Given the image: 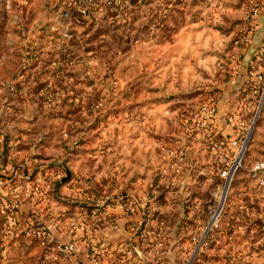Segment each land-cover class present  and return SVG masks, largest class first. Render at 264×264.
I'll list each match as a JSON object with an SVG mask.
<instances>
[{
	"label": "rangeland",
	"instance_id": "rangeland-1",
	"mask_svg": "<svg viewBox=\"0 0 264 264\" xmlns=\"http://www.w3.org/2000/svg\"><path fill=\"white\" fill-rule=\"evenodd\" d=\"M244 2L247 3L246 12L241 16L239 8ZM163 3L172 6L167 7L169 16L164 29L159 32L162 34L160 42L156 39L159 31L156 28L153 30L155 34H149L156 38L142 41H150L149 45L132 42L136 33H144L145 23L139 10L129 15V22L121 21L114 26L107 22L109 13L99 10L96 14L98 21L90 33L89 29H79L78 35L68 44L55 41L58 47L67 46L70 53L56 58L52 67L46 65L45 68V57L41 55L40 47L33 44V38L28 36L29 26L25 23L34 11L20 6L17 0L1 1L0 15L4 17L5 34L1 43L0 76L5 81L15 80L17 70L25 74L27 61L40 64L41 69L34 74L35 79L33 75L24 76L35 82L30 85L5 83L4 99L0 103L4 114L0 118V129L7 130L8 143L13 141L23 148L33 147L34 152L27 155L28 158L35 159L37 166L47 164L56 171L57 177L52 179L49 189L43 179H26L22 175L20 182H16V178L13 183H5L4 191L0 187V264H3L1 258L9 254L1 244L7 240L12 228L9 205L21 206L30 201L38 208L40 204L45 209L41 213L44 219L56 224L61 231L66 227L67 230L75 228L80 220L88 217L86 214L77 218L65 216L62 211L54 210L47 212V204H50L48 190L55 188L60 194L61 179L66 178L71 190H80L83 194L94 192L95 167L90 162L84 164L87 173L80 175L76 169L80 163L70 160L78 154L90 161L97 151L103 155L109 146L112 148L108 177H104L106 189L112 192L114 182L125 184L127 191L122 189L124 199L130 191L137 205L139 202L146 205L152 231L147 239L163 238L172 244L177 261H183L186 256L185 261L189 260L188 252L195 245L192 241L191 247L188 240H193L194 236L198 244L215 213L219 215L213 219L212 230L218 228L227 209L236 207L239 202L245 207L252 206L250 199L236 198V192L264 189L253 180L254 165L264 160V87L259 94L246 96L250 78L257 71L264 75V51L259 53L258 59L254 58L252 64L249 63L246 71L237 67L238 47L243 41L248 42L245 35L251 27L252 4L249 0H164ZM151 6L155 7L156 3ZM18 15L21 16L20 23H15ZM40 25L46 26V23L39 24L37 31ZM14 31H19L20 39L15 38ZM188 33L193 34L192 49L184 51ZM153 42L160 46L156 49ZM179 46L184 52L180 62L186 64L189 61L194 69L189 71L193 77L190 74L184 76L196 83L210 76L212 81L207 85L196 84L191 91L180 93L183 97H192V103H183L189 111L166 114L161 111L162 98L168 96L169 90L178 92L179 84L186 81L182 76L184 68L177 63L176 57L180 54L174 49ZM31 47L39 51L37 57L29 55L28 48ZM161 62L164 66L157 67ZM172 62L177 64L174 70L170 66ZM203 64H208L209 68ZM213 65H217L215 70ZM209 96L214 98L211 105L216 109L215 125L203 131L197 129L196 124L200 121L201 107ZM174 105L173 101L166 106ZM228 116H233L234 121L224 119ZM23 134L28 136L23 137ZM231 138L245 142L246 147L243 155L237 158L240 166L226 193L227 179L222 176V171L236 160L238 154L237 148L229 143ZM221 139L224 145L215 147ZM114 216L102 217L97 224L99 230L91 232L98 249L105 242L104 246L111 250L112 245L120 244L131 235L125 227V230L116 228L118 221ZM82 222L88 223L89 220L84 218ZM38 223L31 224L33 230ZM151 224H160V227L154 231ZM21 230L17 232L18 238L25 240V244H39L33 230L29 236ZM245 234L248 237L250 229ZM20 249L14 253L21 256ZM115 250L119 257L122 251ZM211 252L215 253L217 249ZM207 255L203 257L207 258Z\"/></svg>",
	"mask_w": 264,
	"mask_h": 264
},
{
	"label": "crops",
	"instance_id": "crops-1",
	"mask_svg": "<svg viewBox=\"0 0 264 264\" xmlns=\"http://www.w3.org/2000/svg\"><path fill=\"white\" fill-rule=\"evenodd\" d=\"M1 1L2 0H0V4ZM53 1L54 0H32L29 9L32 8L34 12L27 18V21L25 22L28 23L29 26L28 36L33 38V44L35 46L38 45V48L40 47L39 50L41 55L45 57V68L46 65L48 67H52L57 60L56 58L65 55V53H70L67 46L66 48H61L53 44V41L47 34L48 32L45 26L40 25V30L37 31L36 29L39 24H45L46 21L50 19L49 5ZM249 2L251 3V0H249ZM257 2L260 5L261 11L258 14L252 15L249 20V26L251 25V27H249L247 34L245 35V39L248 42L245 43L243 41L240 47H238L237 54L239 57V65L237 64V67L241 68L240 70H242V72L246 71L249 63L252 64L254 62V58L258 59L259 53L263 54L264 51V0H257ZM7 6H9V4H7ZM246 6L247 3L244 2L239 8V15L242 16L243 13L246 12ZM226 9H228V6H226ZM17 17V20L14 22L20 23L19 18L21 16L18 15ZM3 19L4 17L0 15V52L2 49L1 43L3 44V38L5 34ZM18 32L19 31H14L12 33L15 35L16 39H20ZM192 38L193 34L188 33L185 38L187 42L184 49L181 46L174 48L180 54L179 57H176L177 63L180 67L184 68L185 73L182 74V76L185 77L184 80L186 81H182V83L179 84V89L177 90L179 93L175 92V90H169L170 93H167L168 96H164V98H162L161 103H163V108L161 111L166 114H179L181 112H185L186 110L189 111V109H186L183 103H192L193 99H190L192 98L190 96L183 97L180 93L191 91V89L196 84L207 85L212 81L210 76L207 78H202V80H198L199 83H196L194 79L189 80L190 77L188 79L186 76H184L186 74H190L189 76L191 77L194 76L193 73H189V71L192 72L194 70L193 65H191L189 61H186V64L180 62L181 55L184 54V52H181V49L184 51L191 50L192 47L190 46V41ZM225 38L227 37L225 36ZM148 42L150 41L142 42V44L149 45ZM153 43L156 49L160 46L155 42ZM53 56H55V58L51 59ZM249 57H251L250 60H248ZM246 59L249 62H247ZM245 64L247 65L246 68ZM176 65L177 64H175V62L170 64V66L173 67V70L176 69ZM203 65L204 67L209 68L208 64ZM159 66L163 67V62L158 64L157 67ZM24 68L25 74H20V72L17 70L16 73L18 74L15 80H11V82L3 80L0 76V103L4 99L5 83L12 85H23L26 83L30 85V83H35L32 80H27L26 78L33 75L32 78L35 79L36 76L34 74L41 69V65L38 63L35 64L33 61H27L24 65ZM215 68H217V65H213L212 69L215 70ZM263 68L264 67H262V69ZM0 69H2V67H0ZM251 73L255 74L253 71H251ZM25 75L26 78L24 77ZM254 76L255 75L250 78L251 81L254 79ZM49 81L52 82L53 80L49 79ZM171 85L173 86V84ZM173 101L175 102L173 107L166 106ZM3 116V109L0 107V118ZM11 133H14V130H12ZM7 136V130L4 128L2 130L0 129L1 190L4 191L3 186L5 183H9L10 181L13 183V180L16 178V182H18L19 179H22L20 178L21 175L26 179L30 177H35L39 180L43 179L45 183L47 182V189H49L50 186L52 187V179H55V176L57 175L56 171H54V169L50 166H47V164H39V166H37L36 163H34L36 160H31L27 156L34 152V148H23L13 144V141L8 143L10 138ZM27 136V134H23V137ZM111 152L112 148L109 146L108 151L105 154L102 155L100 151H97L93 156L95 158H92L90 161H88L89 158H85L83 154L77 155V157L80 156V158L75 157L74 159H70L73 163H80V166H77L76 168L78 169L80 175H85L87 173L86 167H83L85 166L84 164L90 162L91 166L95 167L94 173L96 174V182L93 184L95 188L94 192H85V194H83L80 190H71L69 189L68 183L65 181L66 178H64L60 180L62 183L61 191L59 192L60 194L55 191V188H53V191L48 190L47 193L50 200L49 203L51 204V207L50 204H47L49 206L47 212L52 210L55 212L62 211V214L65 216L73 215L76 218L77 216L79 217V215L81 217L82 214H86L88 216L87 218L89 222L83 223L82 220H80L78 226L75 225V228L71 227L69 230H67L66 227L65 231H61L57 228L56 224L50 220H47L46 218V220L44 219V215L41 213L45 209L40 204L37 205L38 208H36L30 201L23 203L21 206H18L19 209L17 212L16 223L11 226V232L8 235L7 240L4 239V242H1L2 246L5 248V251H8L9 253L8 256L5 255V257L1 258V262L3 264H122V262L125 261L126 256L131 254L142 259L144 264H245L247 262L252 264H264V189L259 191L246 190L242 192H236V198H240L241 200L250 199L251 203H253L252 206L250 208L245 207L244 203L239 202L236 207L227 209L225 214L221 217L218 228L214 230L211 229L209 233L206 234L205 245H203V247L198 250V246L200 244H197L198 240H195L196 237L193 236V240H191V238L188 240V243H190L191 247L193 242L195 245L194 249L190 253L188 252L190 255L189 260L187 262L185 261L187 259L186 256L183 261H180V259L177 261L176 258H174V251L172 252V244L170 245L163 238L156 240L152 239L147 242L146 240L140 241L138 238L133 237V233L129 230V224L133 223V221H138L143 216L146 217L150 223L151 220L148 218V208L143 212H137L138 214L129 213L126 211V208L121 205V199L125 197V195L122 193V189L126 190L125 184L124 186L117 185V183L114 182L111 184V186H113L112 192L106 189L105 182L107 181L104 177L107 176V167H109L110 162L112 161L110 158ZM58 173L59 175H62L60 170ZM73 180L74 179H72V181ZM253 180L257 185L259 184L261 188H264V173L262 174V172H260V174L255 175ZM108 185L110 184L108 183ZM5 191H7V187ZM68 195H71L72 198H67ZM127 195L134 199V196L130 195V191H128ZM43 204L45 205L46 201L43 202ZM105 216H114V220L118 221L116 228L118 230H125L126 228L128 229L129 235H131L124 241H121L120 244L117 243L119 245L118 251H122V254L119 257L116 256V258L111 259L109 255L104 257L105 261L98 263L92 258L94 250H96L97 242L94 240V236L91 233L90 228L92 226H99L97 224L102 221V217ZM36 221L46 223L55 237V241L50 244L48 249L44 248L40 243L38 244L32 242V246L29 244L27 245L25 244L27 243L25 240L18 238L17 232L20 228L22 229L21 232H27V236H29L33 230L31 224L36 223ZM151 226L154 227V231H156V227L158 229L160 224L159 226L151 224ZM248 229H250V234L247 237L245 232L248 231ZM89 241H91V243ZM71 242H75L76 250L74 252L73 259L69 260L67 256L58 249L59 246L66 245ZM114 246L115 245H112L111 247ZM18 248H21V256L18 255L19 253H14ZM213 249L215 251L217 249V252H211ZM33 253H36V255L33 256ZM211 253H214V256H211ZM204 254L210 255H207L208 257L204 258Z\"/></svg>",
	"mask_w": 264,
	"mask_h": 264
},
{
	"label": "built area",
	"instance_id": "built-area-1",
	"mask_svg": "<svg viewBox=\"0 0 264 264\" xmlns=\"http://www.w3.org/2000/svg\"><path fill=\"white\" fill-rule=\"evenodd\" d=\"M17 1L20 6H25V7H30L32 2V0H17ZM153 2L156 3L155 7L151 6ZM170 6L172 5L163 3V0H54L49 5L50 19L46 21L45 28L48 32L47 34L49 38L54 42V44L55 41H60L61 43L68 44L71 41V39H73L75 36L78 35L79 29H85V30L89 29V33H90V30L93 29V27L98 21L96 14L99 10H104L105 13H109V18L107 22L108 24H112L113 26L115 23H120L121 21H126V20L128 21L129 15L132 14V12L139 10L141 16L140 18H142L141 20L143 23L147 24L151 21L153 22L152 29L149 32V34L151 32H152L151 34H155L153 30L156 28L159 30L156 33V36H158L159 32L161 31V27L164 23L163 19L168 14L169 11H167V9ZM260 11H261L260 7L253 6L251 13L252 15H255L258 14ZM154 15L156 16L155 19H153ZM149 34L147 39H140V38L135 39L133 41L134 44H140L142 41L149 39L153 40L154 38H156L154 35L150 36ZM28 53L33 57H37L39 51H37L35 47H31L28 48ZM263 87H264V76L262 73L257 72L254 76V79L250 82L249 93L246 95L247 98L249 96H255L259 94V92L263 89ZM213 99L214 98H212V96H209L207 101H205V103L202 105L200 117H199L200 121L196 124L197 127H199L197 129L204 131L205 128L209 127L211 129L215 125L213 123V118L216 115V109L214 105H211ZM243 112H246V109H244ZM224 119L230 122L234 121L233 116H228L225 117ZM208 133H210V131H208ZM229 143L230 145L237 148L238 154H236L237 156H235L236 160L233 161V163L228 168L222 171V176L227 179L226 190H225L226 193L228 191L227 188L229 189L230 187L232 176L236 173L237 169L240 166V161H237V158L239 157V155L241 154L243 155L246 147L245 142L241 143L240 140L237 138H231ZM222 145H224L223 139L216 142L214 146L220 148ZM253 171L255 172V175H257V173L260 172L264 173V160H260L256 162V164L253 167ZM226 193H224V195H226ZM121 200H122L121 205L125 207L126 211L129 213L139 212L140 206L142 207L141 208L142 212L145 209H147L146 205L143 206L142 203L140 202L137 205L133 201V199L129 196L126 197L125 199L123 197ZM8 207L10 208V214H9L10 223L14 225L16 223V217L19 207L17 204H11ZM218 215L219 214L217 213L214 214L211 222L208 224V227L204 230L205 232L201 236L198 242L200 244L198 246V250H200L203 247V245H205L206 234L209 233V231L212 229L211 228L212 224L215 225L213 219H217ZM84 218L85 220H87L86 217ZM148 223L149 220L143 216L138 221H133V223L129 224V230L133 233V237L138 238L140 241L150 240L147 238L150 236V235L148 236V234H151L152 231L149 228ZM90 229L91 232L94 233L99 230L97 226H92ZM33 233L39 240V243L44 248L48 249L50 244H52L55 241V237L46 223L39 222L35 227V229L33 230ZM104 243L105 242H102L100 244L99 247H101V249H98L96 247V250H94V253L92 255V258L98 263L105 261L104 257H107L109 255L111 259H114L117 256L115 249H118L119 245H115L114 247H111L110 250L109 246L108 247L104 246L105 245ZM58 250L62 252L64 255H66L69 260H72L74 257V252L76 250L75 242H71L66 245H61L59 246ZM122 264H144V262L139 257L137 258V256L131 254L126 256L125 261H123Z\"/></svg>",
	"mask_w": 264,
	"mask_h": 264
},
{
	"label": "trees",
	"instance_id": "trees-1",
	"mask_svg": "<svg viewBox=\"0 0 264 264\" xmlns=\"http://www.w3.org/2000/svg\"><path fill=\"white\" fill-rule=\"evenodd\" d=\"M163 2H164V0H163ZM251 4H252V6H254V7H260V5L258 4V2H257V0H251ZM168 16H169V13L165 16V18L163 19V22H165V20L168 18ZM156 18V16L154 15V17H153V19H155ZM152 21L151 22H149V23H147V24H145V26H144V28L142 29V30H144V33L143 34H137L136 33V36L135 37H133L132 38V42L135 40V39H137V38H140V39H147L148 38V34H149V32L151 31V29H152ZM164 29V23H163V25H162V27H161V31ZM159 36H157V40H159V42L161 41V36H162V34H158Z\"/></svg>",
	"mask_w": 264,
	"mask_h": 264
},
{
	"label": "water",
	"instance_id": "water-1",
	"mask_svg": "<svg viewBox=\"0 0 264 264\" xmlns=\"http://www.w3.org/2000/svg\"><path fill=\"white\" fill-rule=\"evenodd\" d=\"M224 200H225V199H224ZM224 200H222V203L224 202ZM222 203H221V204H222ZM221 204H220V205H221Z\"/></svg>",
	"mask_w": 264,
	"mask_h": 264
},
{
	"label": "bare ground",
	"instance_id": "bare-ground-1",
	"mask_svg": "<svg viewBox=\"0 0 264 264\" xmlns=\"http://www.w3.org/2000/svg\"><path fill=\"white\" fill-rule=\"evenodd\" d=\"M227 190H228V188H227Z\"/></svg>",
	"mask_w": 264,
	"mask_h": 264
}]
</instances>
